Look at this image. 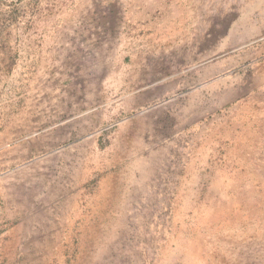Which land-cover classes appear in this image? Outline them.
<instances>
[{
  "label": "rangeland",
  "instance_id": "1",
  "mask_svg": "<svg viewBox=\"0 0 264 264\" xmlns=\"http://www.w3.org/2000/svg\"><path fill=\"white\" fill-rule=\"evenodd\" d=\"M96 1L0 73V264H264V0Z\"/></svg>",
  "mask_w": 264,
  "mask_h": 264
},
{
  "label": "crops",
  "instance_id": "2",
  "mask_svg": "<svg viewBox=\"0 0 264 264\" xmlns=\"http://www.w3.org/2000/svg\"><path fill=\"white\" fill-rule=\"evenodd\" d=\"M101 5L105 3L96 0H0V73L11 71V57L53 55L63 25L73 26L76 35L85 33L87 25L89 34L91 14ZM126 8L132 23L150 25L186 14L179 0H128ZM60 10L66 15H60Z\"/></svg>",
  "mask_w": 264,
  "mask_h": 264
}]
</instances>
